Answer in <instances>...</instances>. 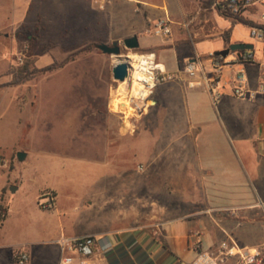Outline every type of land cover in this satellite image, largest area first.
<instances>
[{
	"label": "crops",
	"instance_id": "crops-1",
	"mask_svg": "<svg viewBox=\"0 0 264 264\" xmlns=\"http://www.w3.org/2000/svg\"><path fill=\"white\" fill-rule=\"evenodd\" d=\"M207 1L0 0V16L14 24L41 16L46 27L51 20H72L80 37L102 32L107 45L136 36L140 54L154 53L168 71H175L196 56L204 58L230 44L249 43L250 36L239 24L255 26L264 11L259 5L236 20L206 6ZM97 16H105L100 31ZM161 19L169 20L171 33L167 37L151 33ZM154 37L159 39L154 41ZM255 48L256 60L263 61L264 50L261 56ZM231 59L228 56L226 61ZM238 68L224 67L222 82ZM244 68L254 87L258 67L247 64ZM222 91L225 95L217 107L201 86L188 88L184 82L161 85L153 93L151 110H158V117H168L159 132L169 133L167 146L162 148L165 142H160L154 148L167 149L158 152L160 164L168 165L167 179L176 191L182 188L177 193L184 197V204L169 206L168 212L176 215L149 225L111 227L96 221L86 224L84 215H72L61 220L59 235L41 238L44 228L40 226L31 228L28 241L13 243L8 240V205L0 225V264H16L12 258L16 251L28 254L26 264L50 260L59 264L56 241L62 235L95 238L90 264H191L198 251H216L223 240H232L242 248H264V96L250 102L233 97L228 87ZM101 177L95 181L96 197L108 195L112 188V175ZM7 183H0V196ZM12 187L10 184L9 190ZM49 189L55 192L56 201L47 211L57 212L59 193Z\"/></svg>",
	"mask_w": 264,
	"mask_h": 264
},
{
	"label": "rangeland",
	"instance_id": "rangeland-1",
	"mask_svg": "<svg viewBox=\"0 0 264 264\" xmlns=\"http://www.w3.org/2000/svg\"><path fill=\"white\" fill-rule=\"evenodd\" d=\"M4 17L0 16V183H8L0 205L5 210L10 206L8 240L28 241L31 228L40 226L41 238L59 235L61 220L72 215L82 214L86 224L96 221L103 227L149 225L176 215L168 212L169 206L184 204V197L177 193L182 188L172 187L168 165L158 158L169 133L159 132L168 117L151 110L155 90L145 114L129 119L132 114L117 111L128 114L124 106L113 105L122 82L113 78L112 70L120 58L97 49L105 43L102 32L84 38L73 29L72 20H51L46 27L41 16L15 24ZM97 17L100 31L105 16ZM239 26L250 36L248 26ZM249 44L261 55L263 45L251 37ZM140 46H145L143 39ZM160 142H165L162 148L155 149ZM17 153L26 154L24 160L19 161ZM105 174L112 175V188L108 195L96 197L95 181ZM10 184L18 190H9ZM49 188L59 193L57 212L40 206L48 196L54 206L56 194Z\"/></svg>",
	"mask_w": 264,
	"mask_h": 264
},
{
	"label": "built area",
	"instance_id": "built-area-1",
	"mask_svg": "<svg viewBox=\"0 0 264 264\" xmlns=\"http://www.w3.org/2000/svg\"><path fill=\"white\" fill-rule=\"evenodd\" d=\"M259 5L264 7V0H214L210 7L213 10L222 8L233 15H242ZM151 33L159 37L169 36V20H158ZM250 37L264 47V11L259 14V22L250 28ZM133 55L141 58L136 65L131 58ZM228 56H232L230 61H226ZM122 59L130 66L127 79L131 83L132 91L127 102L132 115L129 119L141 116L153 91L158 86L171 82H184L188 88L201 86L210 95L214 107H217L224 97L222 90L225 87L230 88L233 97L243 101L253 102L259 96H264V60H256L251 50L230 52L226 57L214 53L204 58L196 56L175 71H168L154 53L140 54L129 51ZM247 64H256L258 67L257 84L254 87L250 86L244 68ZM226 66L239 68L222 82V70ZM120 114L124 116L123 112ZM139 169L142 170V167ZM48 197L46 202L40 204L43 209L53 207V199ZM56 242L60 250L59 264H90L95 246L93 236L69 238L62 235ZM12 258L16 264H26L29 260L24 251L14 252ZM191 264H264V248H242L232 240H223L216 251H198Z\"/></svg>",
	"mask_w": 264,
	"mask_h": 264
},
{
	"label": "water",
	"instance_id": "water-1",
	"mask_svg": "<svg viewBox=\"0 0 264 264\" xmlns=\"http://www.w3.org/2000/svg\"><path fill=\"white\" fill-rule=\"evenodd\" d=\"M97 49H99L103 54L116 56L120 58L119 62L114 65L112 74L116 81L124 82L128 78V70L130 68L128 62L123 60V55L121 54L122 49L129 51L137 50L139 48L138 38L132 36L124 39L122 42H113L111 45L98 44ZM254 46L249 43H233L230 44L228 48L215 52V55L226 57L230 52L234 51H244L253 50ZM26 154L17 153V158L19 161L24 160ZM11 191H15L16 188H11Z\"/></svg>",
	"mask_w": 264,
	"mask_h": 264
},
{
	"label": "bare ground",
	"instance_id": "bare-ground-1",
	"mask_svg": "<svg viewBox=\"0 0 264 264\" xmlns=\"http://www.w3.org/2000/svg\"><path fill=\"white\" fill-rule=\"evenodd\" d=\"M131 58H133V64H137L139 60H141L140 57L133 55ZM120 59H117L115 61L119 62ZM121 87L119 89V92L116 93V98H114L113 102L117 103L119 106H124V109L131 114V110L128 106L127 98L130 95V92L132 91L131 89V83L129 79H127L125 82H122ZM135 88V87H134ZM127 116V114H124Z\"/></svg>",
	"mask_w": 264,
	"mask_h": 264
},
{
	"label": "trees",
	"instance_id": "trees-1",
	"mask_svg": "<svg viewBox=\"0 0 264 264\" xmlns=\"http://www.w3.org/2000/svg\"><path fill=\"white\" fill-rule=\"evenodd\" d=\"M214 2V0H208L205 5L210 7L212 5V3ZM216 11H218V13L220 15H222L223 17H226V18H232V19H236V20H239L242 18V16L240 15H233L231 14L228 10L226 9H222V8H217ZM133 53H139L138 50H133L132 51ZM238 52H243V51H238ZM29 78H22V79H17V80H14V84H18V83H21L22 81H25V80H28ZM5 216H6V210L0 205V225L1 223L4 221L5 219Z\"/></svg>",
	"mask_w": 264,
	"mask_h": 264
}]
</instances>
